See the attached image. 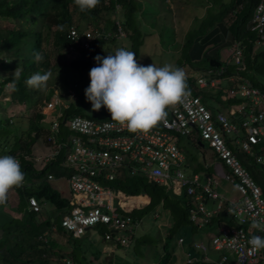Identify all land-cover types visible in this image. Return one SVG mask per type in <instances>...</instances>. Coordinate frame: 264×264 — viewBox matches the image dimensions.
I'll return each mask as SVG.
<instances>
[{
    "label": "built area",
    "instance_id": "1",
    "mask_svg": "<svg viewBox=\"0 0 264 264\" xmlns=\"http://www.w3.org/2000/svg\"><path fill=\"white\" fill-rule=\"evenodd\" d=\"M116 23V32L99 27H86L78 32L71 27L70 49L74 51L79 46L87 50L100 39H121L124 34L119 22ZM249 27L256 35L255 49L264 47V0L255 7ZM224 52L225 55L221 52L219 56L223 65L195 78L193 88L220 91V97L225 101L239 98V102L225 107L226 113L212 111L201 95L190 91L186 101L166 109L164 121L148 132H131L126 125L111 118L73 115L65 119L64 110L69 108V101L59 93L45 102L46 115H54L47 125L46 149L33 159L49 163L62 156L59 166L66 171L63 178L68 186V205L60 208L59 215L61 227L66 232L80 237L87 227L103 225L108 230L104 234L107 243L114 247L128 246L142 225L141 219L130 213L144 207L148 200L138 202L137 197L145 195H127L112 187V182L126 173L164 185L175 195L184 194L191 204L189 221L198 228H212L210 243L219 254L218 260L209 255L207 245L200 241L191 244L200 255L187 251V264L196 261L264 264V249L253 252L248 243L253 235L264 237V231L252 227L254 221L264 220V194L238 158L239 152L249 155L264 169V149L255 150V145L264 142V91L238 72L223 77L225 66L231 62L238 70L245 68L238 42L230 43ZM9 86L6 83L5 88ZM61 123L65 128L63 131L59 127ZM181 137L198 140L212 150L214 159L203 162V171L196 170L194 162H188L177 144ZM14 157L20 162L18 154ZM219 177L241 197L237 200L225 197L218 190ZM46 178L58 179L53 173L47 174ZM11 192H15L14 189L8 193L5 204L10 203ZM28 201L29 210L41 208L34 196L28 197ZM177 242L183 245L184 238L179 237Z\"/></svg>",
    "mask_w": 264,
    "mask_h": 264
},
{
    "label": "trees",
    "instance_id": "2",
    "mask_svg": "<svg viewBox=\"0 0 264 264\" xmlns=\"http://www.w3.org/2000/svg\"><path fill=\"white\" fill-rule=\"evenodd\" d=\"M208 1L211 4L207 9L212 10L213 13L208 19L200 22L195 37L186 38L183 45V48L190 49L188 58L191 60L200 58L201 46L197 44L198 38L213 27L219 28L223 30L230 43H239L245 65L243 70H238L234 63L232 65L229 63L225 66L222 76L226 77L238 72L264 91V83L259 79L264 77V47L255 49L256 35L249 29L253 11L262 0ZM138 6L135 0H100L96 8L81 12L74 5L73 0H0V67H2L0 70L4 69L3 71L7 73L0 77V154L11 156L18 154L22 171L25 173L23 186L13 188L18 197L16 210L20 216H8L5 213L2 217L3 221L0 222V264H67L66 260L70 261V264H94V261L100 257L98 248H96L98 252H94L92 257H89L85 252L87 249L85 244L88 241L91 246L95 242L94 235H99L100 239L103 238L106 242L104 234L108 230L103 225L92 227L80 237H75L61 227L60 215L51 219L48 212L44 215L42 208L38 211L29 210L30 196H34L42 207L46 202L57 209L68 205V193L63 195V192L56 189L58 182L46 178L47 174L53 173L59 181L65 176L66 171L59 166L62 156L49 163L33 159L39 154V149H46L49 134L47 125L42 127L34 118L29 117L27 126L23 129L16 123L13 125L12 120L17 116L16 106L28 107L27 111L39 115L45 102L51 98V96L46 98L47 87L35 89L26 84L27 79L36 72L41 74L51 72V77L54 79H63L60 80L62 81L59 82L60 85L52 83L50 88L57 87L59 95L69 101V108L64 110L65 119L73 115L91 117L86 115L83 109L91 104L86 100L84 90L90 83L88 73L96 64L94 57L107 56L106 44L114 43L116 50L127 48L136 53L137 58L141 45ZM98 18L102 24L93 23V19L96 21ZM116 22H119L124 34L121 39L114 37L108 40L100 39L87 50L79 46H76L74 51L70 49L71 27L80 32L86 27L104 28L109 25L112 31L116 32L118 30ZM124 39H128L129 43L117 42ZM37 51L44 57L39 63L33 58L34 52ZM67 55L69 58L66 57ZM219 56V51L211 57L205 56L206 70L219 68L220 65L212 67L209 64L211 58L219 60ZM220 64L223 65L221 62ZM68 71L79 73L80 82L76 89V97L75 94L71 96L72 88L69 84L71 79ZM186 76L190 91L201 95L206 103L215 99L219 104L221 109L209 105L214 112L240 101L236 97L225 101L220 97L221 92L218 91L216 94L214 89L195 90L193 86L196 79L190 74ZM54 79L52 82H55ZM6 83L10 84L7 89ZM7 94L10 95V99L4 100ZM42 116L45 120V115ZM59 127L61 131L65 130L63 123ZM67 133L66 130L65 134ZM198 144L201 146L199 141ZM263 149L264 142L255 145L256 151ZM241 162L264 194V179L255 170V166L259 165H256L251 158L250 162L241 158ZM195 169L203 171V166L196 165ZM111 185L127 195H138L140 192L148 195L149 201L144 207L131 211L130 214L134 218L142 219L144 215L152 218L157 212L165 213L170 217L171 226L168 231L164 236L159 235L158 258L153 259L151 263L168 264L171 258V253L167 249L169 242L176 236L177 240L181 235L178 232L183 228L193 232L197 230L188 220L191 204L186 200V196L171 195L172 193L164 185L153 184L142 176H129L126 173H122ZM143 237H135L133 244L144 246L147 240L142 239ZM120 246L117 245L119 248ZM134 258L133 264H140L137 257ZM121 262L123 261L118 259L116 264Z\"/></svg>",
    "mask_w": 264,
    "mask_h": 264
},
{
    "label": "rangeland",
    "instance_id": "3",
    "mask_svg": "<svg viewBox=\"0 0 264 264\" xmlns=\"http://www.w3.org/2000/svg\"><path fill=\"white\" fill-rule=\"evenodd\" d=\"M139 4V17L140 21L139 30H141V45L138 50L137 60L142 65L154 64L157 67H162L165 64H172L176 67L182 68L186 75L197 78L200 75L206 74L207 62L205 58H198L191 60L188 58L190 52L189 48H183L186 38L190 37L191 39L197 34L200 22L202 23L203 19H208L209 15L213 13L212 10L207 9L210 6L208 0H135ZM229 2L230 0H224V2ZM151 2V3H150ZM153 3V5H152ZM119 10V8H117ZM102 24L100 18L96 21L93 19V23ZM107 27V28H106ZM109 28V29H108ZM104 30H109L112 32L111 27L105 26ZM118 43H129L128 39L122 41L118 40ZM116 51V45L114 43H108L105 46V52L107 54H114ZM222 55H225L224 50H222ZM69 58V55L66 56ZM233 62H231V65ZM96 66V64H95ZM6 67V66H5ZM2 68V67H0ZM4 70V69H3ZM3 70H0V77L7 75ZM71 81L70 87L72 88V94H75L76 89L78 88L80 77L79 73L76 71H68ZM61 75V74H60ZM1 79V78H0ZM53 77L47 82L46 98H49L55 93H58V88H50L51 84L60 85L63 80L62 78L54 79L55 82H52ZM264 83V77L259 78ZM61 82V83H59ZM229 84V83H228ZM73 85V86H71ZM52 90V91H51ZM75 92V93H74ZM217 92L218 91H214ZM4 100L10 99V95H5ZM208 105H213L217 109H221L219 104L215 100H210ZM79 105L80 102H79ZM172 107V106H170ZM169 107V108H170ZM28 107H15V113H17L15 118H13V125L18 124L19 127L23 129L26 128L27 120L29 117L34 118L35 121L42 127H46L48 122L51 120L52 115H46V110L42 107V110L39 112V115L32 111H27ZM44 108V109H43ZM86 115H89L94 118L99 119H108L111 118L110 113L103 106L98 111H93L91 104L83 109ZM223 111L226 113L227 109L224 107ZM43 115H45V120H43ZM177 144L186 156L188 162L192 160L197 166L202 165L205 160L213 158V152L206 145L200 146L198 140L190 141L187 137H181L178 139ZM39 153L43 150L39 149ZM238 158L241 161V158H245L250 162L249 155L239 152ZM214 159V158H213ZM192 162V163H193ZM255 170L263 177L264 179V169L260 166H255ZM220 186L218 190L225 194V197L237 200L240 198V194L236 192L228 182L224 181L219 177ZM56 189L63 192V195L67 194L68 186L64 178L59 181L55 180ZM146 195L144 192H140L138 195ZM11 201L9 204L0 205V222L3 221V218L6 215L8 216H20L19 212L16 210V203L18 197L16 192H11L10 194ZM138 202H143L144 198L137 197ZM148 200V199H147ZM117 203V202H116ZM41 208L44 209V215L48 212V216L51 219H54L59 215L62 210L54 208L52 204L46 202L41 205ZM143 222L139 229L136 230V237L144 236L142 239H146L144 246H138V244H133L131 242L128 246L114 247L107 242L103 241V238L100 239L99 235H94L95 242L90 246L89 242L86 241L85 252L89 257H92L93 253L100 252V257L94 261V264H116L118 259L122 260L121 264H133L134 257H137V261L140 264H151L153 259L158 258L159 254V235H165L171 226V219L165 213L157 212L152 216L144 215L141 219ZM158 231V233H157ZM180 233L183 238L186 240V244H190L194 240H198L205 243L208 247L209 255H211L215 260H218L219 254L212 249L210 243V237L212 234H209V231L204 232H193L185 228L181 229ZM177 236L169 242L167 249L171 253V258L168 264H185V247L182 249L181 246L176 244ZM135 243V242H134ZM98 248V249H96ZM158 249V252H157ZM66 262V261H65ZM70 264L71 262H66Z\"/></svg>",
    "mask_w": 264,
    "mask_h": 264
},
{
    "label": "clouds",
    "instance_id": "4",
    "mask_svg": "<svg viewBox=\"0 0 264 264\" xmlns=\"http://www.w3.org/2000/svg\"><path fill=\"white\" fill-rule=\"evenodd\" d=\"M73 3L85 12L96 8L100 0H73ZM33 58L38 63L44 59L38 51ZM94 60L96 66L90 69V83L84 90L86 100L93 111L106 108L112 121L126 125L131 132H148L165 120L167 108L183 103L191 95L185 71L172 64L145 66L138 62L136 53L124 48L104 57L97 55ZM51 76V72H36L26 84L44 89ZM24 179L17 158L0 156V205L6 203L10 190L23 186ZM252 227L264 231V220L254 221ZM248 243L253 252L264 249V237L253 235Z\"/></svg>",
    "mask_w": 264,
    "mask_h": 264
},
{
    "label": "crops",
    "instance_id": "5",
    "mask_svg": "<svg viewBox=\"0 0 264 264\" xmlns=\"http://www.w3.org/2000/svg\"><path fill=\"white\" fill-rule=\"evenodd\" d=\"M185 2L188 3L187 0ZM152 5H153V3H152ZM222 31L223 30H221L219 28L214 29V27H213L212 29L208 30L206 33H203L198 38L197 44L199 43L200 46H201L200 58H205V56L206 57H211L216 51H219V53H221L222 50L226 49V47L230 44V42L227 39V36H225L224 35V32H222ZM190 162H192V161L190 160ZM64 180H65V178H64ZM173 193L171 195H173ZM142 198H144L143 202H147V199L149 201V197H148L147 194L145 195V197H142ZM188 220H189V212H188ZM189 222L196 227V229H197L196 231L198 233L201 232V231H204V232L209 231V234H211L212 228L210 226H203L201 228H198L193 222H191V221H189ZM179 237H183V236L180 235ZM177 241H178V239L176 240V244L179 245ZM195 242H200V241L198 239V240L192 241L190 244H186V240L184 238V244L183 245H179V246L182 247V249L185 247L184 256L186 255V252L187 251H192L193 254L196 255V256H199L200 255V253L198 251H195L193 249V247L191 246V244L192 243H195ZM198 263H201V262H199V261H196L195 262V264H198ZM185 264H187V263L185 262Z\"/></svg>",
    "mask_w": 264,
    "mask_h": 264
},
{
    "label": "water",
    "instance_id": "6",
    "mask_svg": "<svg viewBox=\"0 0 264 264\" xmlns=\"http://www.w3.org/2000/svg\"><path fill=\"white\" fill-rule=\"evenodd\" d=\"M209 64H210V66H212V67H218V66L220 65V61H219V60H216V59H214V58H211V59L209 60ZM201 146H203V143H201ZM86 230L88 231V230H89V227H87Z\"/></svg>",
    "mask_w": 264,
    "mask_h": 264
}]
</instances>
